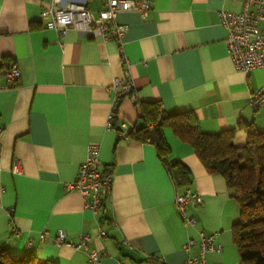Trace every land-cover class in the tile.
Segmentation results:
<instances>
[{"label": "crops", "instance_id": "0c3cea01", "mask_svg": "<svg viewBox=\"0 0 264 264\" xmlns=\"http://www.w3.org/2000/svg\"><path fill=\"white\" fill-rule=\"evenodd\" d=\"M150 1L147 17L136 10L119 14L128 26L119 41L75 27L64 33L48 28L44 12L52 0H0V63H16L21 71L11 82L4 74L7 63L0 67V244L11 253L31 241L39 257L57 264H184L199 251L198 244L186 248L189 238L199 241L201 233L218 231L222 249L208 253L209 263L249 264L240 261L234 242L240 205L225 176L209 172L170 127L164 130L171 146L166 162L155 144L107 126L112 83L122 77L133 82L136 97H122L116 118L130 125L140 122L138 102L159 100L166 112L192 111L208 133L237 127L238 145L248 139L240 121L264 130V107L249 105L264 83V67L236 68L220 17L221 9L240 11L243 2ZM86 2L97 18L103 1ZM91 140L100 143L101 169L113 171L112 190L97 213L79 190L66 186ZM15 158L20 173L13 171ZM176 160L190 168L187 185L176 184ZM187 189L203 197L201 204H190L196 217L191 225L175 201ZM60 230L72 243L88 234V246L57 245ZM93 249L96 262L90 260Z\"/></svg>", "mask_w": 264, "mask_h": 264}, {"label": "built area", "instance_id": "2783aa9c", "mask_svg": "<svg viewBox=\"0 0 264 264\" xmlns=\"http://www.w3.org/2000/svg\"><path fill=\"white\" fill-rule=\"evenodd\" d=\"M104 7L98 11V17L93 16L92 11L87 6L86 0H52L49 8L44 12L48 17L46 26L57 29L64 33L69 27H75L80 31H86L93 36H103L106 39L122 40L128 26L119 21L118 17L122 11L136 10L142 17H147L151 8L150 0H102ZM243 8L240 11L221 9L220 17L222 24L227 29L228 51L234 60L238 70L250 72L253 69L264 67V0H242ZM123 51V48H122ZM123 57L126 56L123 53ZM5 76L11 82L17 81L21 77V71L16 63L11 64L5 71ZM112 86L115 95L112 101V109L108 116L107 126L113 127L116 111L125 95L136 97L132 81H126L122 77H116ZM249 105L252 109L258 110L264 107V83L249 96ZM120 136H129L131 125L126 120L119 121ZM2 128L0 127V134ZM100 158V143L91 140L88 144L87 157L82 162L76 177L67 182L68 189L79 190L87 207L97 213L103 204L104 199L110 195L113 183V171L111 169L102 170ZM13 171L20 173L22 164L20 159L15 158ZM177 210L186 225L196 222V217L190 212V204L203 202L202 195L191 189L185 193H178L176 196ZM14 233L20 231L14 228ZM48 235V230L44 229L40 233L43 240ZM219 232L214 231L209 234L201 233L199 241L189 238L186 248L190 251L192 246L198 244L199 251L190 253L184 264H210L208 253L210 251L221 250L222 245L217 241ZM57 245L72 244L77 248L87 247L89 242L88 234H81L79 240L72 243L64 230L58 231L54 235ZM32 242L28 243L31 246ZM90 260L98 261L99 254L94 249L90 252Z\"/></svg>", "mask_w": 264, "mask_h": 264}, {"label": "trees", "instance_id": "16d2710c", "mask_svg": "<svg viewBox=\"0 0 264 264\" xmlns=\"http://www.w3.org/2000/svg\"><path fill=\"white\" fill-rule=\"evenodd\" d=\"M6 63H0V67ZM7 65L9 67L10 63ZM138 103L140 122L131 125L129 136L155 144L159 156L167 162L171 146L164 130L170 127L182 141L193 147L209 172L225 176L232 195L240 205V216L232 225L240 261L264 264V130L258 129L252 122L240 121L238 127L246 129L248 139L245 144L238 145L235 142L237 127L208 133L201 128L198 117L192 111L166 112L159 100ZM119 121L115 116L113 127L118 131ZM171 171L179 186L192 181L190 168L182 160H176ZM0 264L57 263L39 257L31 246L11 253L0 244Z\"/></svg>", "mask_w": 264, "mask_h": 264}]
</instances>
